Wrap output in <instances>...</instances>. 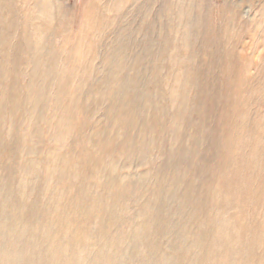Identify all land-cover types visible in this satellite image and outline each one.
Wrapping results in <instances>:
<instances>
[{
  "label": "rangeland",
  "instance_id": "374dc122",
  "mask_svg": "<svg viewBox=\"0 0 264 264\" xmlns=\"http://www.w3.org/2000/svg\"><path fill=\"white\" fill-rule=\"evenodd\" d=\"M0 264H264V0H0Z\"/></svg>",
  "mask_w": 264,
  "mask_h": 264
}]
</instances>
